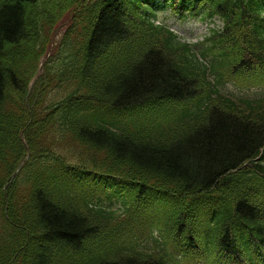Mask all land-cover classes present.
Listing matches in <instances>:
<instances>
[{
	"label": "trees",
	"instance_id": "1",
	"mask_svg": "<svg viewBox=\"0 0 264 264\" xmlns=\"http://www.w3.org/2000/svg\"><path fill=\"white\" fill-rule=\"evenodd\" d=\"M166 8L221 19L209 61L153 23ZM221 65L264 90V0H0V264H264V96L204 103Z\"/></svg>",
	"mask_w": 264,
	"mask_h": 264
},
{
	"label": "rangeland",
	"instance_id": "2",
	"mask_svg": "<svg viewBox=\"0 0 264 264\" xmlns=\"http://www.w3.org/2000/svg\"><path fill=\"white\" fill-rule=\"evenodd\" d=\"M159 18L165 20L167 22V24H169L179 35H181L187 41L195 42L197 39L200 38L201 34L205 32V27H204V24H202V23H195V22L180 23L179 21L173 20L170 17V15L167 14V13H162L161 15H159ZM54 35L55 34L51 35L53 47L55 45V41H54V38H53ZM45 59H47L46 56H43L38 61V63L40 62V63L44 64V62H45L44 60ZM36 65H37V62H36ZM36 65H35V68H36ZM34 69L32 70V72L34 71ZM43 78L45 79V76ZM43 94H45V93H43ZM46 94L51 95V94H61V93L47 91ZM31 106H32V103H31L30 107Z\"/></svg>",
	"mask_w": 264,
	"mask_h": 264
}]
</instances>
